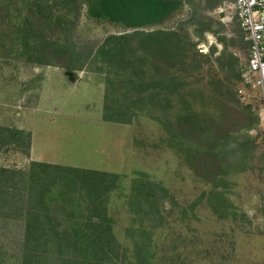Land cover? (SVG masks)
<instances>
[{
	"label": "rangeland",
	"instance_id": "obj_1",
	"mask_svg": "<svg viewBox=\"0 0 264 264\" xmlns=\"http://www.w3.org/2000/svg\"><path fill=\"white\" fill-rule=\"evenodd\" d=\"M183 1L164 25L141 29L174 33L182 48L115 43L77 70L68 68L78 64L67 45L97 50L133 30L88 18L80 0H9L0 17V128L29 133L31 147L25 155L14 138L0 167L26 170L36 161L118 175L107 209L128 260L137 261L134 231L155 225L141 220L155 184L167 193L150 264H264V95L245 79L247 35L233 0ZM33 11L42 23L36 38L61 45L47 56L32 32H18ZM193 53L200 64L192 70ZM174 73L183 87L172 98L150 92L128 101L130 122L104 120L108 83L167 82ZM23 234L22 223L0 219V264H22Z\"/></svg>",
	"mask_w": 264,
	"mask_h": 264
},
{
	"label": "trees",
	"instance_id": "obj_2",
	"mask_svg": "<svg viewBox=\"0 0 264 264\" xmlns=\"http://www.w3.org/2000/svg\"><path fill=\"white\" fill-rule=\"evenodd\" d=\"M8 1L0 0V17L9 11ZM80 3L78 9L84 5L88 18L123 30H133V33L111 36L97 50L91 46L77 48L76 44L67 45L73 49L67 55L79 65L69 69L81 70L88 60L98 55V51L111 49L115 43L119 50L122 49V43L133 40L139 43L151 41L162 50L172 41L178 43L176 48L181 45L182 41L174 33L142 30L164 25L181 10L183 0H80ZM24 17L23 23L18 25V32L34 34L33 44L41 56H47L61 46L56 41L40 36L36 38V31L41 29L42 21L39 19L40 24L36 22L34 11ZM0 23L3 26V22ZM242 40L243 47L248 48L250 42L244 41V36ZM24 42L25 46H29L28 38ZM191 58L193 70L196 66L194 63L200 64V61L196 60L197 55L194 53ZM181 87L183 83L175 73L167 82L162 77L151 83L128 80L120 86L110 82L107 85L104 120L130 122L135 113L128 101L150 92L158 100L160 97L172 98ZM116 90L118 95L124 97L119 101L120 104L112 100ZM14 138L25 145V155H29L31 135L23 130L2 127L0 153L4 147L16 145ZM117 181L116 174L36 161L30 162L26 170L0 167V219L24 225L22 264H150L155 249L152 239L154 230L165 221L159 206L167 191L155 184L151 185L153 188L145 199L149 211L146 218L141 220L147 219L155 225L150 229L141 226L134 231L140 239L132 249L137 261H131L128 260L129 250L118 242L108 216L107 198ZM63 206L68 207V211L62 209Z\"/></svg>",
	"mask_w": 264,
	"mask_h": 264
},
{
	"label": "built area",
	"instance_id": "obj_3",
	"mask_svg": "<svg viewBox=\"0 0 264 264\" xmlns=\"http://www.w3.org/2000/svg\"><path fill=\"white\" fill-rule=\"evenodd\" d=\"M233 7L250 42L245 79L264 95V0H233Z\"/></svg>",
	"mask_w": 264,
	"mask_h": 264
},
{
	"label": "water",
	"instance_id": "obj_4",
	"mask_svg": "<svg viewBox=\"0 0 264 264\" xmlns=\"http://www.w3.org/2000/svg\"><path fill=\"white\" fill-rule=\"evenodd\" d=\"M68 75L73 79V80H77L78 76L75 75L74 73H68Z\"/></svg>",
	"mask_w": 264,
	"mask_h": 264
}]
</instances>
